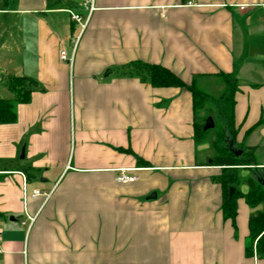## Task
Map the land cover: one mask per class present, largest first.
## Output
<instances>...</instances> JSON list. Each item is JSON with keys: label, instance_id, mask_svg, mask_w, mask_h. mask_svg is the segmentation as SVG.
<instances>
[{"label": "crops", "instance_id": "obj_1", "mask_svg": "<svg viewBox=\"0 0 264 264\" xmlns=\"http://www.w3.org/2000/svg\"><path fill=\"white\" fill-rule=\"evenodd\" d=\"M84 2L0 0V74L34 80L0 123V264H264L244 253L262 206L238 197L236 229L223 218L189 91L127 73L160 64L201 87L230 73L234 144L264 146V0Z\"/></svg>", "mask_w": 264, "mask_h": 264}, {"label": "trees", "instance_id": "obj_2", "mask_svg": "<svg viewBox=\"0 0 264 264\" xmlns=\"http://www.w3.org/2000/svg\"><path fill=\"white\" fill-rule=\"evenodd\" d=\"M128 74L138 75L141 79H147L152 87H180L184 88L191 94L192 108L194 114L193 129L195 140L200 142L204 139L209 129H204L205 120L198 121V111L205 109L207 101H211V97L198 85L196 78L189 83L184 82L180 77L168 68L154 63H145L134 61L127 66ZM223 83V92L221 96L215 100L218 108V115L225 123L223 129L228 131L223 135V145H215V155L211 158L212 164L221 167L219 182L222 187V203L221 211L224 219H230L234 229L236 217V200L242 197L246 204L250 207L262 205V208L251 213L248 219V234L245 238L244 253L247 257L256 256L264 258V185H262L252 175L240 176L238 169L240 166H248L253 163V151L255 147L240 146L245 151L235 157L225 146V141L229 138L235 141L237 128L234 126V105L235 92L238 90L237 82L230 73L223 71L214 74ZM27 82L28 88L17 89L16 85H22ZM6 86L12 93L11 98H0V123H9L16 120V106L18 103H24L29 100L30 92L34 85V80L25 76H8L5 82ZM138 163L144 164L142 160ZM264 175V166L259 167ZM241 184L247 186L245 193L240 191ZM233 186L234 191L229 195V187Z\"/></svg>", "mask_w": 264, "mask_h": 264}, {"label": "rangeland", "instance_id": "obj_3", "mask_svg": "<svg viewBox=\"0 0 264 264\" xmlns=\"http://www.w3.org/2000/svg\"><path fill=\"white\" fill-rule=\"evenodd\" d=\"M0 79L1 80L4 79V82H6L5 80H7L5 79V76L1 74H0ZM5 85L6 84L0 83V96L11 97V92ZM204 85L205 87L204 86L201 87L202 86L201 85L200 88L209 94V96L211 97V101L206 102L205 109L198 111V114H199L198 121L201 122L205 120L206 122L207 117L209 116L211 117L213 121V126L211 128H208L209 130L206 132V135L204 136V139L202 140V142H206L209 145L208 151H211L213 152V154H215L214 146L217 144L223 145L222 138L219 137L220 133L221 135H223L224 133L228 132L226 128L223 129L225 126V123H223V121L218 115V108L215 102V100H217L223 92V83L221 82L220 79H217L215 83H207V84L205 83ZM28 86L30 85H28L27 82H24L22 85H16V88L26 89L28 88ZM235 146L237 145L235 144ZM252 157H253V163L255 164L248 165V166H240V168L238 169L240 176L252 175L253 177L256 178L257 175H260L259 166H257V162L264 163V146H260L259 148L254 150Z\"/></svg>", "mask_w": 264, "mask_h": 264}, {"label": "built area", "instance_id": "obj_4", "mask_svg": "<svg viewBox=\"0 0 264 264\" xmlns=\"http://www.w3.org/2000/svg\"><path fill=\"white\" fill-rule=\"evenodd\" d=\"M188 4H191V3L188 2ZM83 5H84L85 9L87 10V15H88V13H90L94 9L93 0H85ZM69 12L71 14V19L78 22V24H80L81 28H84L86 25V22H84L85 20H83L82 15L75 13V12H72L70 10H69ZM73 54H74V47L70 53H68L64 49H61L59 52L60 59L62 61L67 62V64H69V65L72 64ZM137 178H138L137 175L128 174L126 172V169H119L117 171V174L115 175V180L117 182H121V183L132 182V181L136 180ZM40 194H41V192L39 190H33V192H32V196H38Z\"/></svg>", "mask_w": 264, "mask_h": 264}, {"label": "water", "instance_id": "obj_5", "mask_svg": "<svg viewBox=\"0 0 264 264\" xmlns=\"http://www.w3.org/2000/svg\"><path fill=\"white\" fill-rule=\"evenodd\" d=\"M212 126H213V121H212L211 117L209 116V117H207L205 125L203 128L208 129V128H211ZM225 146L235 157L241 156L245 151L243 148H239V147L235 146L234 141L231 138H229L225 141ZM22 153H23V151H22ZM21 155H23V154H21ZM256 179L262 185H264V175L263 174H261V176L257 175ZM233 191H234V187L230 186L229 187V195H231ZM155 195H156L155 192L152 191V192H150V194L147 196L146 199L155 198Z\"/></svg>", "mask_w": 264, "mask_h": 264}]
</instances>
